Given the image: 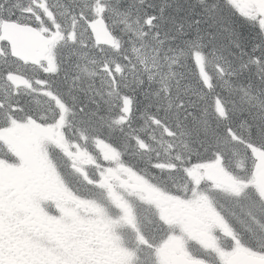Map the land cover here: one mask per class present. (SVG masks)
Segmentation results:
<instances>
[{"label": "snow or ice", "instance_id": "snow-or-ice-1", "mask_svg": "<svg viewBox=\"0 0 264 264\" xmlns=\"http://www.w3.org/2000/svg\"><path fill=\"white\" fill-rule=\"evenodd\" d=\"M0 264H264V0H0Z\"/></svg>", "mask_w": 264, "mask_h": 264}]
</instances>
